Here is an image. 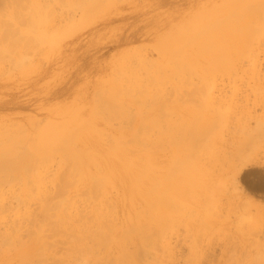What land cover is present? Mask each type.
I'll return each mask as SVG.
<instances>
[{
	"label": "rangeland",
	"instance_id": "obj_1",
	"mask_svg": "<svg viewBox=\"0 0 264 264\" xmlns=\"http://www.w3.org/2000/svg\"><path fill=\"white\" fill-rule=\"evenodd\" d=\"M263 204L264 0H0V264H264Z\"/></svg>",
	"mask_w": 264,
	"mask_h": 264
},
{
	"label": "bare ground",
	"instance_id": "obj_2",
	"mask_svg": "<svg viewBox=\"0 0 264 264\" xmlns=\"http://www.w3.org/2000/svg\"><path fill=\"white\" fill-rule=\"evenodd\" d=\"M225 26H226V25H225ZM225 26H224V27L222 26V28H223V29H226ZM224 31L227 32L226 30H222V34H223ZM225 32H224V33H225ZM216 38H217V37H216ZM236 40H237V41H236ZM236 40H233V42L235 41V43H236V51H234V49H235V47H234L235 43H233L234 45L231 44V46H232L233 48H231V49H230L231 51L229 50L228 52H229L230 54H231V52H232V54H234L233 56L230 55L231 58H232V57H234V58L238 57V59L236 58V60L239 61L240 57H243V56H246V55H247V54L245 55V52H246V51L248 52V49L250 50V47L248 48L249 43H247L248 46H247V45L245 46V47L248 48L247 50L244 48V46H242V47H238L237 45H238L239 43L241 44L242 41L239 42L238 39H236ZM243 41H244V40H243ZM244 42H246V41H244ZM244 42H242V43H244ZM237 43H238V44H237ZM244 44H245V43H244ZM244 44H241V45H244ZM210 47H211V45H209V47H206V48H207L209 51L212 52V51L214 50V48L211 50L212 47H211V48H210ZM215 49H216V48H215ZM208 50H207V52H208ZM204 51H205V52H202V53H203V54H207L206 50H204ZM214 51H216V50H214ZM247 52H246V53H247ZM202 53H201V54H202ZM201 54H199V55H201ZM213 56H214V55H213ZM230 56H229V58H230ZM235 56H236V57H235ZM206 57H207V56H206ZM225 57H226L227 60H229L228 56H225ZM225 57H224V62H223V64H222V61H221V65H220V66H222V67L227 66L226 63L229 62V61L226 62ZM209 58H211V57H209ZM213 58H214V57H213ZM231 58H230V60L232 61L233 58H232V59H231ZM214 59H215V58H214ZM233 61H234V60H233ZM193 63H194V62H193ZM193 63H192V64L190 63V65H192V67H193V65H194ZM212 63H213V62H212ZM222 67H221V68H222ZM251 67L254 69V71L257 69V68H256V64H255V61L252 63ZM224 69H225V68H224ZM226 70H227V69H226ZM114 101H115V100H114ZM211 114H212V113H211ZM211 114H210V115H211ZM224 114L226 115V113H224ZM208 115H209V114H208ZM248 116H249V115H248ZM139 118H140V116H139ZM203 118H205V120L207 119L206 117H203ZM208 118H209V117H208ZM142 119H143V117H142ZM140 120H141V118H140ZM201 120H203V121H204V124H205V120H204V119H201ZM207 120H209V119H207ZM207 120H206V121H207ZM150 121H151V119H150ZM152 121H154V120H152ZM152 121H151V122H152ZM191 121H193V120H191ZM194 121H195V120H194ZM203 121H202V122H203ZM213 121H214V120H213ZM140 122H142V121H140ZM195 122H196V121H195ZM207 122L209 123V121H207ZM210 122H211V121H210ZM153 123H155V122H152V124H153ZM189 123H190V122H189ZM189 123H188V124H189ZM191 123H192V122H191ZM193 123H194V122H193ZM198 123H199V121H198ZM208 123H206V124H208ZM148 124H149V123H147V124H146L147 126H145V124L143 123V124H140L139 127H142V125H144L143 127H144V128H147L148 126L151 125V124H150V125H148ZM200 124H201V123H200ZM206 124H205V126H204V125H203V126L206 127V128H208L210 125L208 126V125H206ZM209 124H210V123H209ZM154 125H155V124H154ZM154 125H151V126L155 129ZM191 125H192V124H191ZM194 125H195V123H194ZM196 125H198V124H196ZM196 125L193 126V127H194V130H195L196 128H198V126L196 127ZM151 126L148 127L147 129L150 128L149 130H151ZM132 127H133V126H132ZM139 127H138V129H137L136 132H139V131L142 129V128L140 129ZM200 127H201V125L199 126V129H200ZM153 128H152V131H153ZM139 129H140V130H139ZM190 129H191V128H190ZM190 129H189V130H190ZM138 130H139V131H138ZM143 130H144V129H143ZM143 130H142V131H143ZM145 130H146V129H145ZM145 130H144V131H145ZM149 130H148V131H149ZM194 130H193V132L195 133ZM196 130H197V129H196ZM204 130H205V129H204ZM234 130H236V129H234ZM132 131H133V130H132ZM142 131H140V133H138V134H136V132H135V133H134V134H136L135 137H132V136H131V135H132V132H130V133H131V134H130V138L132 137V139H133L132 141H133V143H135L134 146H136V145L138 146L137 143H139V144H143V143H140V142H142V141L140 140L141 138L137 140V138H139L138 135H140L141 133L143 134L144 131H143V132H142ZM148 131L146 130V131L144 132L147 136L151 135V133H149V132H152V131H149V132H148ZM190 131H191V130H190ZM190 131H189V132H190ZM146 132H147V133H146ZM115 133H116V132H115ZM148 133H149V135H148ZM152 133H155V132H152ZM190 133H191V132H190ZM142 134H141V135H142ZM145 134H143L144 137H145L144 139H146ZM185 134H186V133H185ZM187 134H188V133H187ZM197 134H198V132H197ZM197 134H196V135H197ZM126 135H127V134H126ZM143 135H142V136H143ZM154 135H155V134L151 135L152 137H150V138L155 139V137H156V139L158 140V137H157V136H154ZM196 135H194V136H196ZM113 136H114L113 138H115V135H114V134H113ZM119 136H120V135H119ZM119 136L117 137L118 139L121 138V137L119 138ZM133 136H134V135H133ZM142 136H141V137H142ZM185 136H187V135H185ZM136 137H137V138H136ZM130 138H127V139H130ZM188 138H189V136H188ZM188 138L186 137L185 139H186V140H190V143L192 142L191 145L189 144L190 148H192V145H195V144H193V143H194L193 140H196V139H193V138H195V137H190V138H192L193 140H192V139H188ZM121 139H122V138H121ZM121 139H120V140H121ZM124 139H126V137H124ZM124 139H123V144H124V142L126 141V140L124 141ZM135 139H136V141H135ZM144 139H142L143 142H144L143 145L148 144V146L150 145L151 148H152V146H157V143H155V142L157 141L156 139H155V141H154V143H155L156 145H154V144L152 145V142H153V141H152L151 139H149V137H148V140H151V141H152V142L150 141L151 143H150L149 141H147L148 143L145 142ZM120 140H119V142H117V139H115V140H113V142L115 143V141H116V142L118 143V145H119V144L121 145L122 141H120ZM139 140H140V141H139ZM146 140H147V139H146ZM186 140H185V142H186ZM127 141H128V144H129V143H130V144L132 143L131 140H127ZM127 141H126V142H127ZM130 141H131V142H130ZM86 142H87V140H86ZM126 142H125V144H126ZM136 142H137V143H136ZM157 142H159V140H158ZM195 142H196V141H195ZM87 143H89V142H87ZM111 143H112V142H111ZM111 143H110V144H111ZM114 143H112V144H114ZM133 143H132V145H133ZM149 143H150V144H149ZM90 144H91V142H90ZM90 144H89V146H90ZM112 144H111V145H112ZM128 144H127V145H128ZM118 145H116V146L119 147V148H121V146H120V145L118 146ZM127 145H126V146H127ZM87 146H88V145H87ZM114 146H115V144H114ZM99 147H100V146H99ZM117 147H115V148H113V149H115V151H116V148H117ZM128 147H129V146H128ZM128 147H126V148H128ZM194 147H195V146H194ZM203 147H205V146L203 145ZM86 148L88 149V147H86ZM126 148H125V150H127ZM190 148H189V149H190ZM201 148H202V146H201ZM87 149H86V150H87ZM92 149H93V148H92ZM113 149H112V150H113ZM122 149H124V148L122 147ZM122 149H121V151H119V149H118V151H119L118 153H121V152L123 151ZM128 149H129V148H128ZM192 149H193V148H192ZM192 149H191V150H192ZM95 150H96V149H95ZM95 150H94L93 154L95 153ZM98 150H99V149H98ZM107 150H108V149H107ZM125 150H124V151H125ZM131 150H133V148H132ZM84 151H85V150H84ZM89 151H91V148H90V147H89ZM108 151H110V150H108ZM85 152H88V151H85ZM85 152H84V153H85ZM110 152L112 153V151H110ZM113 153H114V152H113ZM113 153H112V154H113ZM86 154H87L88 156L85 157V159L88 158L87 161H89V160L91 159V158L89 159V153H86ZM124 154H125V153H124ZM124 154H123V152H122V155H124ZM127 154H128V153H127ZM91 155H92V154L90 153V156H91ZM95 155H96V154H95ZM113 155H116V154H113ZM125 155H126V154H125ZM125 155H124V156H125ZM145 155H146V153H145ZM119 156H120V155H119ZM128 156H129V155H128ZM142 156H143V155H142ZM78 157H79V156H78ZM94 157H95V156H94ZM94 157H92L93 159L90 160L91 163L95 160ZM110 157H112V155H110ZM126 157H127V155H126ZM147 157H148V155H146V159H144V160H143V158H145L144 156H143V158H141V159L143 160V161H142L143 164L141 163V166L145 164L144 162L147 160ZM96 158H97V156H96ZM98 158H102V157L99 156ZM113 158L115 159L114 156H113ZM117 158H118V156H117ZM128 158H129V157H128ZM130 158H131V157H130ZM130 158L128 159V164H127L128 166H129ZM126 159H127V158H126ZM101 160H102V159H101ZM243 160L245 161V159H243ZM95 161H96V160H95ZM95 161H94V162H95ZM99 161H100V159H99ZM119 161H121V160H119ZM122 161H123V162L125 161L124 164L127 163L126 160H122ZM241 161H242V160H241ZM78 162H79V158H78ZM123 162H121V163L123 164ZM133 162H134V161H133ZM138 162H139V160H137V164H138ZM140 162H141V160H140ZM140 162H139V163H140ZM97 163H98V162L96 161L95 164H97ZM99 163H100V162H99ZM130 163H131V162H130ZM146 163H147V164H146L145 166H146V168H147L148 161H147ZM93 164H94V163H93ZM122 164H121V165H122ZM124 164H123V165H124ZM98 165H99V164H98ZM123 165H122V166H123ZM125 165H126V164H125ZM125 165H124V168L126 169V171L129 172V171H130L129 168L127 169V168H126L127 165H126V166H125ZM130 166H132V165H130ZM130 166H129V167H130ZM136 166L139 167L140 164H139V165H136ZM244 166H247V165L245 164V165H243V167H244ZM78 167H79V164H78ZM95 167H97V166L95 165ZM138 167H137L136 169H138ZM143 168H144V166H143ZM77 169H78V168H77ZM79 169H80V175L83 177V174H81V173H82V171H81V166H80ZM79 169H78V171H79ZM125 169H123V167H122V171H124ZM139 169H140V167H139ZM140 170H142V168H141ZM140 170H139V171L137 170L138 172H137V171H136V172L139 173ZM126 171H125V172H126ZM133 171L135 172V170H133ZM146 171H147V170H145V168H144V169L141 171V173H142V172L148 173V172H146ZM136 172H135V173H136ZM131 173H132V171H130L129 174H128V176L126 175V177H130L131 180H132V178H133L135 181H131V180H129L130 178H128V180L130 181L129 184H132L133 182L135 183L136 180H137L136 178H138V179H139V178H141V179L143 178V177H141V176L143 175V173H142V175H141V173H139L140 175L137 174L136 177H135V175H132ZM135 173H133V174H135ZM145 173H144L143 176H145ZM78 174H79V172H78ZM80 175H79V176H80ZM132 176H134L135 178L132 177ZM138 176H140V177H138ZM82 177H80V179H81ZM85 177H86V176H85ZM188 178L191 180V176H190V175H188ZM146 179H149V175H147V178L144 177V180H146ZM150 179H151V178H150ZM81 180H82V179H81ZM81 180H80V181H81ZM124 181H125V180H124ZM146 181H147V180H146ZM152 181H153V178H152L151 181L148 180V183L150 184ZM155 181H157V180L154 179V182H152L150 185L153 184V186H155ZM127 182H128V181H127ZM131 182H132V183H131ZM137 182H138V181H137ZM138 183H140V182H138ZM138 183H137V184L135 183V184L138 185ZM141 183H142V182H141ZM185 183H186V182H185ZM237 183H238V182H237ZM126 184H127V183H126ZM188 184H189V183H188V181H187V185H188ZM141 185H142V184H141ZM143 185L146 186L145 182L143 183ZM143 185L140 186V187L143 188V187H144ZM157 185H158V184H156L155 187L150 186V187H151V191H150V189H149V185L147 186V189H145V188H144V189H145V190H148L150 193H151V192H152L153 194L155 193L154 196H156V194H157V195H160V198H159V200H160L161 197H162L161 194L163 195V193L159 194V192H160L161 190H160L159 192L156 193L157 189H155V188L157 187ZM185 185H186V184H185ZM237 185H238V186H237L238 191H239V192H243V187H242L239 183H238ZM130 186H131V185H130ZM133 186H134V185H133ZM142 188H141V189H142ZM152 189H154V192H153ZM163 189H164V188H163ZM143 191H144V190H143ZM163 191H165V190H163ZM163 191H161V192H163ZM144 192H145V194H146L147 191H144ZM144 192H142V194H143ZM169 192H171V191H169ZM150 193H149V194H150ZM166 193H167V191H166ZM166 193H165V194H166ZM145 194H143V195H145ZM149 194L145 195V196H147V199H146V200L148 201V202H147L148 206H149V204L152 205V206H153L154 204H156V206H155V205H154L153 207L151 206V207L153 208V210H150V211H149V212H151V215H148V216H151V217L154 216V217H155V215H153V214H155V213L157 214L156 211H159V210L157 209V207H158L159 205H161V204H160L161 202L163 203V197H166V195L164 194V196L162 197V199H161L160 201L157 202V203H159V204L157 205V203H155V202H156V200L158 199V196H156L157 199L155 200V199L152 197L153 195H151V194H150L151 196L148 197ZM170 195L172 196V194H170ZM140 196H142L141 193H140ZM156 197H155V198H156ZM70 198H72V197H70ZM132 198H133V197H132ZM138 198H139V197H138ZM141 198H142V197H141ZM144 199H145V197H144ZM144 199L142 198V199H140V200H141V201L143 200V202H144V201H145ZM67 200H68V199H67ZM73 200H74V198H73ZM154 200H155V201H154ZM164 200H166V199L164 198ZM69 201H70V199L68 200V202H69ZM134 201H135V200H134ZM134 201H132V199H131V202H134ZM64 202H65V201H64ZM66 202H67V201H66ZM68 202H67V203H68ZM74 202H76V201H74ZM128 202L130 203L129 200H128ZM45 203H46V204H45ZM135 203H136V202H135ZM145 203H146V202H145ZM164 203H167V202H164ZM44 204H45V205H44ZM72 204H73V203H72ZM133 204H134V203H133ZM133 204H132V205H133ZM240 204H241L242 209H244V210L249 209L250 207L259 208V206L262 205L261 203L256 202L255 200H253V199H251V198H247V199L243 200V202H241ZM47 205H48L47 202L44 200V203L42 202V206L40 205L41 210H42V208H43L44 206H46V208H47L48 206H50V205H48V206H47ZM67 205H68V204H67ZM70 205H71V204H70ZM70 205H69V211H72V210H70ZM74 205H75V204H74ZM167 205H168V203H167L166 205H164V206H167ZM263 205H264V204H263ZM71 206H72V205H71ZM161 206H162V205H161ZM161 206H160V207H161ZM131 207H132V206H131ZM260 207H261V206H260ZM48 208H50V207H48ZM53 208H54V207L51 206L50 209L52 210ZM55 208H56V211H59V208H58V207L55 206ZM57 208H58V209H57ZM67 208H68V207H67ZM158 208H159V207H158ZM162 208H163V206H162ZM164 208H165V207H164ZM261 208H262V207H261ZM43 209H44V208H43ZM72 209H73L74 211L71 212V213H74V215H75V212H77V210H75L76 208H74V206H73ZM47 210H48V209H47ZM47 210L44 209V210H43V211H44L43 213L46 214L47 212H50V210H49V211H47ZM154 210H155V211H154ZM56 211H55V213L52 212V213H51V214H52L51 216H50V214L48 213V214H49L48 217H49V216L52 217L53 215H55V214L57 213ZM63 211H64V209L62 210V212H63ZM69 211L66 212V213H67L66 215H69V214H70V215H69L70 217L68 216L69 219L67 218V220L72 221L73 218H74L75 216H77L78 214L76 213L77 215L74 216L73 214L69 213ZM161 211H162V210H161ZM161 211H160V212H161ZM41 212H42V211H41ZM64 212H65V211H64ZM149 212H147V214H148ZM154 212H155V213H154ZM160 212H158V213H160ZM163 212H165V210H163L162 213H163ZM68 213H69V214H68ZM78 213H79V212H78ZM141 213H142V212H141ZM141 213H140V214H141ZM152 213H153V214H152ZM162 213L159 214V215H162L163 218H165L164 215H166L168 212L166 211L165 214H164V213L162 214ZM62 214H63V213H62ZM57 215H58V214H57ZM66 215H64V218H65ZM71 215H72V216H71ZM152 215H153V216H152ZM159 215H158V214L156 215L157 218L159 217ZM55 216H56V215H55ZM55 216H54V217H55ZM59 216H60V215H59ZM73 216H74V217H73ZM137 216H139V217H137ZM137 216H136V220L138 221V219H139L141 216H143V215H142V214L139 215V212H137ZM167 216H168V215H167ZM46 217H47V215L45 216V218H46ZM72 217H73V218H72ZM78 217H79V216H78ZM85 217H86V215H85ZM168 217H169V216H168ZM168 217H167V218H168ZM64 218H62V217L60 216L59 218H57L56 221H54V223H55V222L57 223V221H58V219H59V221H58L59 223H58V224L60 225V223H62V221H63V222H64L63 224L65 225L66 222H68V221L66 220V222H65V221H64ZM82 218H83V216H82ZM157 218L155 217V219H154V218H153V219L156 220ZM161 218H162V217H161ZM161 218H160V219H161ZM167 218L162 219V221H163V220L165 221ZM241 218H242V219H247L248 217L245 216V217H241ZM70 219H71V220H70ZM79 219H80V218H78V221H79ZM83 219H84V218H83ZM93 219H94V218H92V222L95 221L94 224H97L96 221L98 220V218L95 219V220H93ZM151 219H152V218H151ZM84 220L88 221L87 218L84 219ZM154 220H153V222H154ZM75 221H77V218H76V219L74 218V221H73V222H75ZM78 221H77V222H78ZM89 221H90V219H89ZM89 221H88V223H89ZM99 221L101 222V218H99ZM149 221H151L150 218H148V221H147V222H148L149 224H150V223L153 224V222H149ZM52 222H53V221H52ZM77 222H75V223L77 224V227H73V226L75 225V223H74V225H73V224H70V225H73V226L71 227L70 225H68L69 222L67 223V226H70V229L74 230V232H76V231H81V230L83 229V227H85V228H84V231H86V229H87L86 226H87V225H89V226H88V230H89V231L91 230V229H89V228H90V223L88 224V223L86 222V223H87V225H86V224H85V221H84V224H83V225H85V226H83L81 223L78 224L80 221H79L78 223H77ZM81 222L83 223V221H81ZM90 222H91V221H90ZM92 222H91V223H92ZM100 222H99V223H100ZM165 223H166V221H165ZM58 224H57V227L59 226ZM151 224H150V225H151ZM64 225H62V226H64ZM79 225H80V228H81V229H79V230H75L76 228H79V227H78ZM81 225H82L83 227H81ZM92 225H93V224H92ZM97 225H99V224H97ZM97 225H96V226H97ZM103 225H104V224H102L101 227H102ZM163 225H164V224H163ZM55 226H56V224H55ZM60 226H61V225H60ZM67 226H65L64 229H65V228L67 229ZM96 226L94 225V227H96ZM52 227H53V225H52ZM101 227H100V228H101ZM154 227H155V226H154ZM154 227H153V228H154ZM54 228H55V227H54ZM54 228H53V229H54ZM68 228H69V227H68ZM74 228H75V229H74ZM96 228H97V227H96ZM100 228H99V226H98L97 229H99L100 231H96L98 236L100 235V232H101V229H102V228H101V229H100ZM110 228L113 229L112 227H110ZM55 229H56V228H55ZM55 229H54V230H55ZM57 229H58V228H57ZM57 229H56V230H57ZM61 229H62V227H61ZM61 229L58 230L59 233H60ZM70 229H69V231H70ZM111 229H110V230H111ZM72 230H71V234H72V232H73ZM126 230H127V229H126ZM128 230H129V228H128ZM63 231H65V230H62V232H61L62 234H63ZM82 231H83V230H82ZM82 231H81V232H82ZM84 231H83V232H84ZM89 231H86V232H84V233L82 232V234H86V233H87L86 235H88L89 237H90V234H91L92 238H94L93 235H94L95 233H91V232H93L92 230H91L90 232H89ZM67 232H68V230H67ZM67 232H65V234H68ZM81 232H80V233H81ZM125 232H126V231H125ZM127 232H128V233H127ZM127 232L124 233V235L121 237V240H123V241H121L122 243L124 242V240H125V242H126L127 237H126L125 235H126V234H129V231H127ZM78 233H79V232H78ZM88 233H89V234H88ZM98 233H99V234H98ZM65 234H63V235H65ZM82 234H80V236H81ZM92 234H93V235H92ZM102 234H103V236H105L104 233H102ZM86 235H85V236H86ZM72 236H73V238H74L75 240L79 238V239H78V242H79L80 240L82 241V239H86V238H88V236H86V237L84 238V235H83L82 239H80V236L77 237L75 233H74V235L72 234ZM98 236H97V237L95 236L97 239L94 238V240H98ZM142 236H143V235H142ZM153 236H154V235H153ZM153 236H151V237H153ZM75 237H76V238H75ZM124 237H126V239H123ZM140 237H141V235H140ZM143 237H144V236H143ZM145 237H146V238H145ZM145 237H144L145 239H143L142 241H149V239H151V237H150L149 239L147 238V236H145ZM148 237H149V236H148ZM73 238H72V239H73ZM92 238H91V239H92ZM100 238H101L103 241H104V239H105V241H104V242H101V241L99 240V243H100V242H101V243H105V242H106V243L108 244V242H110V241L112 242V241H113L112 239H110V241H108L109 239H108L107 237H104V238H103L102 236H100ZM106 238H107L108 240H106ZM141 238H142V237H141ZM154 238H156V237H154ZM74 239H73V240H74ZM89 239H90V238H89ZM146 239H148V240H146ZM73 240H72V241H73ZM75 240H74L73 242H75ZM151 240H152V239H151ZM151 240H150V241H151ZM154 240H155V239H154ZM76 241H77V240H76ZM92 241H93V239H92ZM150 241L148 242V244L145 243V242H142V245L145 246L146 244L149 245V244L151 243L150 245H152L153 243H154V244L156 243V241H154V242H153V241L150 242ZM73 242H72V246H73ZM86 242H87V241H85V243H86ZM93 242H94V241H93ZM119 242H120V239L118 240V243H119ZM152 242H153V243H152ZM83 243H84V241H83ZM96 243L99 244L98 241H97ZM77 244H78V243H77ZM77 244H76V242H75V244H74L75 246H73V247H76ZM81 245H82V244H81ZM147 245H146V246H147ZM78 246H80V245L78 244ZM83 246H84V245H83ZM83 246H80V247H83ZM85 246H86V244H85ZM80 247H79V249H81ZM83 248L85 249L86 247H83ZM83 248H82V249H83ZM87 248H88V246H87ZM89 248H90V247H89ZM74 249H75V248H74ZM77 249H78V248H77ZM75 250H76V249H75ZM125 256H126V255H125ZM126 257H127V256H126ZM122 258H123V257H122ZM128 258H129V257H128ZM124 259H125V258H124ZM122 261H123V260H121V262H122Z\"/></svg>",
	"mask_w": 264,
	"mask_h": 264
}]
</instances>
